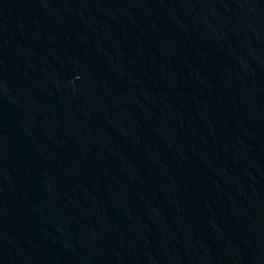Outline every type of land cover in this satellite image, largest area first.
Returning a JSON list of instances; mask_svg holds the SVG:
<instances>
[{
  "label": "water",
  "instance_id": "95a60500",
  "mask_svg": "<svg viewBox=\"0 0 264 264\" xmlns=\"http://www.w3.org/2000/svg\"><path fill=\"white\" fill-rule=\"evenodd\" d=\"M0 264H264V0H0Z\"/></svg>",
  "mask_w": 264,
  "mask_h": 264
}]
</instances>
